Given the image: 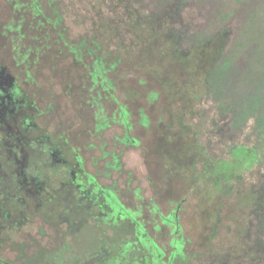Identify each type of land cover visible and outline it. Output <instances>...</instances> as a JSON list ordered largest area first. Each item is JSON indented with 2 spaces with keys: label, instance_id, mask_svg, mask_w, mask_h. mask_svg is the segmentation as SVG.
<instances>
[{
  "label": "rangeland",
  "instance_id": "1",
  "mask_svg": "<svg viewBox=\"0 0 264 264\" xmlns=\"http://www.w3.org/2000/svg\"><path fill=\"white\" fill-rule=\"evenodd\" d=\"M31 1L0 0V57L15 68L24 94L34 101L39 113L36 121L46 128L44 141L58 148L49 142L47 133L61 134L63 147L68 149L62 156L68 160L76 154L81 157L85 171L114 191L119 207L144 227L164 252L165 260L171 255L175 238H183L176 264L189 259L190 264H199L193 254L200 255L211 246L222 252L237 242L242 234L240 209L257 202L253 185L258 181V170H264V144L263 164L242 169L243 186L248 190L238 192L240 182L235 181L236 189L229 195H224V189L216 190L202 176L206 150L199 148L212 135V119L218 112L209 96L207 76L232 29L226 28L210 42L185 50L180 41L186 30L167 27L133 46L130 54L122 53V62L108 75L115 88L107 92L94 86L84 64L64 49L59 29L44 16L51 13L48 1L41 2L43 12L34 10ZM92 1L56 0L57 9L65 11L63 29L70 42L93 37L97 15ZM108 42L115 47V39ZM90 60L88 57L85 62ZM120 105L131 112L128 132L120 120ZM100 115L110 118L103 128L97 126ZM253 126L250 119L241 142ZM256 140L254 136L248 144ZM173 216L181 226L177 233L173 232ZM219 217L222 223L214 234ZM34 220L17 237L23 249H9V257L31 255L41 246L50 244L53 249L59 244L61 236L49 220ZM67 224L62 220V228L68 231ZM91 224L84 218L72 238L97 244L101 234L92 230ZM26 230L31 233L27 235ZM117 230L112 236L116 242L120 239ZM37 262L35 257L29 263Z\"/></svg>",
  "mask_w": 264,
  "mask_h": 264
},
{
  "label": "trees",
  "instance_id": "2",
  "mask_svg": "<svg viewBox=\"0 0 264 264\" xmlns=\"http://www.w3.org/2000/svg\"><path fill=\"white\" fill-rule=\"evenodd\" d=\"M42 1L32 0L30 4L34 10L43 12ZM47 1L51 13L43 14L48 23L59 29L64 49L84 64L94 86H101L107 92L115 88V81L108 75L122 62V53L130 54L133 46L147 42L167 27L186 30L180 41L185 50L202 46L231 28L222 53L207 76L209 96L218 112L212 119V135L199 148L206 150L202 176L216 190L224 189V195L232 194L235 181L240 182L238 192L248 190L243 186L242 169L254 163L263 164L264 0H93L91 8L97 18L92 26L96 31L90 41L85 38L81 42L68 40L63 29L64 9L62 12L57 9L56 0ZM108 39H115L114 48ZM88 57L91 60L87 63ZM120 108V120L128 132L131 112L126 106ZM109 119L106 115L98 116V128L107 126ZM250 119L254 120L253 130L241 142ZM254 136L256 142L249 145ZM126 137L130 139L128 133ZM258 175L253 185L257 202L240 209L239 240L222 252L211 246L200 255L193 254L199 264H264V170L259 169ZM171 222L175 224L174 233L181 231L177 216ZM221 223L219 217L214 234ZM135 226L126 221L116 226L115 232L119 230L115 234L120 239L115 244L125 242L128 234L135 233ZM180 240L175 238L173 242L183 243V238Z\"/></svg>",
  "mask_w": 264,
  "mask_h": 264
},
{
  "label": "flooded vegetation",
  "instance_id": "3",
  "mask_svg": "<svg viewBox=\"0 0 264 264\" xmlns=\"http://www.w3.org/2000/svg\"><path fill=\"white\" fill-rule=\"evenodd\" d=\"M21 86L15 68L0 57V264H31L35 257L38 262L34 264H176L178 242H172L171 255L165 260L144 227L119 207L114 191L85 171L81 157L76 154L68 160L62 156L68 149L63 147L61 134L47 133L49 142L58 148L44 141L46 128L36 121L35 103ZM35 217L50 221L61 236L59 244L9 257V249H23L17 237ZM84 218L101 234L97 244L72 238ZM62 220L68 223V231L62 228ZM125 221L135 223L136 231L116 245L113 230ZM190 263L191 259L184 262Z\"/></svg>",
  "mask_w": 264,
  "mask_h": 264
}]
</instances>
